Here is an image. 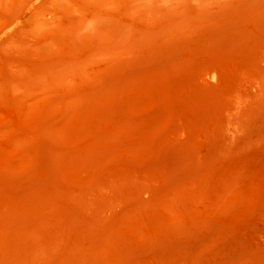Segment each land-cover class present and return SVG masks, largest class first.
<instances>
[{
  "label": "rangeland",
  "instance_id": "374dc122",
  "mask_svg": "<svg viewBox=\"0 0 264 264\" xmlns=\"http://www.w3.org/2000/svg\"><path fill=\"white\" fill-rule=\"evenodd\" d=\"M0 264H264V0H0Z\"/></svg>",
  "mask_w": 264,
  "mask_h": 264
},
{
  "label": "bare ground",
  "instance_id": "6f19581e",
  "mask_svg": "<svg viewBox=\"0 0 264 264\" xmlns=\"http://www.w3.org/2000/svg\"><path fill=\"white\" fill-rule=\"evenodd\" d=\"M214 76H212V78H213Z\"/></svg>",
  "mask_w": 264,
  "mask_h": 264
}]
</instances>
